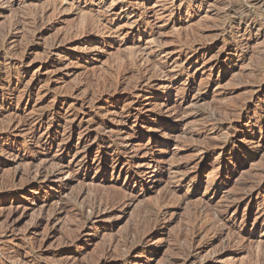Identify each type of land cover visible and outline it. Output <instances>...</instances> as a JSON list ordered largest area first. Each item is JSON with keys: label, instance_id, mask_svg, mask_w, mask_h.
<instances>
[{"label": "rangeland", "instance_id": "374dc122", "mask_svg": "<svg viewBox=\"0 0 264 264\" xmlns=\"http://www.w3.org/2000/svg\"><path fill=\"white\" fill-rule=\"evenodd\" d=\"M256 1L0 0V264H95L105 248L103 264H184L191 245L187 264H264V126L243 120L264 109ZM253 23L257 38L242 48ZM232 124L246 136L242 157L229 152L239 144L221 154ZM118 158L140 167L130 187L145 195L124 215L85 221L94 197L126 205ZM156 162L165 169L153 176ZM163 205L170 212L156 233L148 214ZM224 211L232 232L218 238L223 227L210 218ZM193 225L205 230L195 235Z\"/></svg>", "mask_w": 264, "mask_h": 264}, {"label": "bare ground", "instance_id": "6f19581e", "mask_svg": "<svg viewBox=\"0 0 264 264\" xmlns=\"http://www.w3.org/2000/svg\"><path fill=\"white\" fill-rule=\"evenodd\" d=\"M254 2V1H253ZM256 2H259V4H264V0H257ZM253 7V6H252ZM42 18V17H41ZM250 18V17H249ZM37 20V19H36ZM246 20V19H245ZM38 21V20H37ZM36 21V22H37ZM253 21V20H252ZM254 21H256V20H254ZM243 22V21H242ZM247 22V21H246ZM251 23V22H250ZM249 23V24H250ZM248 24V23H247ZM246 24V25H247ZM257 24V23H256ZM256 24L255 23H253V24H251V26H249L246 30H245V33H244V35H245V37L246 36H248V40H245V42L243 43V41H242V43L243 44H241L240 43V45L242 46V48H247V47H249L250 46V44L252 43V42H254V40L257 38V36L254 34V31H257V32H259V30H257L256 29ZM260 24H261V21H260ZM263 24V23H262ZM239 27H240V25H239ZM243 32V31H242ZM262 33V32H261ZM5 35V34H4ZM259 35V34H258ZM9 37V36H8ZM260 37V36H259ZM8 39V38H7ZM3 40H6V39H3ZM3 43H4V41H3ZM238 45V44H237ZM247 46V47H246ZM4 50V49H3ZM245 50H247V49H245ZM243 51H244V49H243ZM245 57V56H244ZM237 59H239L238 57H236ZM172 60V59H171ZM173 61V60H172ZM170 62H168V64H169ZM177 63V62H176ZM217 63L218 62H216L215 64H214V66H217ZM179 64V63H178ZM167 65V64H166ZM212 65V64H211ZM160 66V65H159ZM170 66V65H169ZM160 67H158V69H159ZM165 68H167V67H165ZM153 69H155V68H153ZM152 69V70H153ZM169 69V68H168ZM172 69H174V68H172ZM149 70V69H148ZM151 70V69H150ZM156 70V69H155ZM166 70V69H165ZM171 70V69H170ZM176 70H178V69H176ZM176 70H175V72H176ZM183 70V69H182ZM142 71V70H141ZM161 71V70H160ZM186 71H187V69H186ZM155 72V71H154ZM173 72H174V70H173ZM179 72V71H178ZM188 72V71H187ZM211 72V71H210ZM158 73H159V70H158ZM165 73V72H164ZM164 73H162L161 72V74H164ZM169 76V75H168ZM189 76V75H188ZM167 77V76H166ZM148 78V77H147ZM211 78V77H210ZM145 79V78H144ZM142 81H143V79H141ZM144 81H146V80H144ZM171 84V83H170ZM209 85V84H208ZM166 87V86H165ZM261 87V86H260ZM164 88V87H163ZM169 88H171V87H169L168 86V89ZM165 89V88H164ZM163 89V90H164ZM166 89H167V87H166ZM170 91V90H169ZM252 99V98H251ZM244 104H245V102H244ZM246 105V104H245ZM235 107V106H234ZM233 109V108H232ZM241 109V108H240ZM176 110V109H175ZM238 110V109H237ZM242 110V109H241ZM247 110H249V106L248 105H246V106H243V110L242 111H247ZM180 111L181 110H179V111H177V112H175L174 114H175V118H174V120L176 119L177 121L179 120V121H181V114H180ZM231 111V110H230ZM182 112V111H181ZM232 112V111H231ZM183 113V112H182ZM198 113V112H197ZM233 113H234V111H233ZM242 113V112H241ZM173 114V115H174ZM200 114V113H199ZM203 114V113H202ZM263 114H264V109H262V110H256L255 112H254V115L253 116H255V118L257 119L256 121H252V119L251 118H249V117H246L245 119H243L247 124H248V126H250V128H262L263 126H264V119H261V117L263 116ZM197 116V115H196ZM235 116V115H234ZM245 116H247V115H245ZM249 116V115H248ZM183 117V116H182ZM213 117H214V115H213ZM173 119V118H172ZM171 119V120H172ZM215 119V118H214ZM241 119V118H240ZM182 120H183V118H182ZM40 121V120H39ZM249 121V122H248ZM213 123H214V121H213ZM215 124V123H214ZM226 124V123H225ZM170 127L171 128H173V127H175V124L173 123V124H171L170 125ZM161 128V127H160ZM159 128V129H160ZM227 128V127H226ZM230 128V129H229ZM229 131L228 132H225V134H227V136H225L224 134V136H225V141H224V147H226V149L225 150H223V151H221V154H224V152H227V148H228V146H231L232 144L233 145H237V144H239L240 145V151L238 152V153H236L235 152V150L233 149L232 151L230 150L229 152H230V155H231V157L232 158H235V157H239L238 155H236V154H239L241 157L242 156H244L245 155V146L247 145V140H246V136H245V134H243V135H238V134H236V125H230L229 126ZM205 129V128H204ZM218 129V131H222L223 130V127H219V128H217ZM208 130V129H207ZM215 131V130H214ZM217 131V132H218ZM210 132V131H209ZM223 133V132H222ZM201 134V133H200ZM203 134H205V133H203ZM89 135V134H88ZM212 135H213V133H212ZM109 136V135H108ZM218 136V135H217ZM98 137V136H97ZM89 138L90 137H88L87 138V141L89 140ZM95 139H96V137H95ZM99 140V139H98ZM95 141V140H94ZM113 141V140H112ZM261 141H263V140H258L257 141V145L258 146H260V148H262V142ZM85 142V141H84ZM94 143V142H93ZM222 143V142H221ZM86 144V143H85ZM211 144V143H210ZM210 144H209V146H210ZM215 144V143H214ZM246 144V145H245ZM219 145V144H218ZM212 146H214V145H212ZM223 146V145H222ZM215 147H216V145H215ZM214 147V148H215ZM218 147V146H217ZM252 148V147H251ZM118 150V149H117ZM116 150V151H117ZM119 151V150H118ZM126 154V153H125ZM133 156V155H132ZM223 156V155H222ZM84 157H86V158H84L83 159V161L84 160H86L87 161V157H88V155L86 154ZM219 158V157H218ZM101 160V159H100ZM129 159H123V158H118L117 160H115V162H114V167H113V172H114V174H116L117 175V177L120 179L121 178V176H123V175H125V182H127L128 184V187H127V189H123L121 192H120V194H122V195H124V196H129V199L127 200V202L126 201H124L125 202V204L126 205H124V204H122L123 203V201H119L117 198H108L109 200H104V198L102 197V199L101 198H98V196L97 197H94L93 198V201L92 202H89L90 203V206H89V214L88 215H86L87 216V220H85V221H88V222H90V221H92V220H101V219H103V218H105L106 216H111V215H117V214H120V215H124L125 213H126V211L127 210H129V208H131L138 200H140L144 195H145V192L147 191V188H145V187H143V186H140V185H137V186H133V187H130L131 185H132V182L134 181V180H136V177L137 176H141L142 177V175H141V172H140V170H139V168H138V170H134L131 166H130V161H128ZM61 167H62V165H60ZM60 166H58V167H60ZM141 166V165H140ZM147 166H149L150 168H152V169H154V171H153V176L155 175V174H157L160 170H163V169H165V167H162L161 166V163L160 162H156V163H154V164H148ZM42 168V167H41ZM39 169V168H38ZM92 169V165H90V163H89V166H85V171H90ZM170 169V168H169ZM43 170V169H42ZM42 170H38L36 173L39 175H36V176H38V177H42L43 175H44V172H42ZM47 170V169H46ZM64 169H60V170H58L56 173L57 174H63L64 172ZM46 172V171H45ZM144 172V171H143ZM56 173H54V176H55V174ZM175 173V172H174ZM46 175V174H45ZM44 175V176H45ZM43 176V177H44ZM200 177V176H199ZM35 179V178H34ZM49 179V178H48ZM47 179V180H48ZM184 179V178H183ZM50 180V179H49ZM79 180V179H78ZM197 180V179H196ZM230 180V179H229ZM39 181H40V179H39ZM186 181V180H185ZM185 181H183L182 180V182H180L179 183V186L180 185H182V183H184ZM76 182V181H75ZM137 182V181H136ZM135 184V183H134ZM209 184V183H208ZM245 184V183H244ZM246 185V184H245ZM244 185V186H245ZM46 186H50V184H48V185H46ZM225 186V184L224 183H221V182H212V183H210V188H213L215 191H220L221 190V188L222 187H224ZM259 186V185H258ZM243 187V186H242ZM260 187V186H259ZM138 188V189H137ZM168 188V187H167ZM166 188V189H167ZM199 188H201V187H199ZM118 190V189H117ZM167 190H169V192L166 194V196L164 197V200H165V198H169V195L171 194V189L169 188V189H167ZM128 191H130V194H128ZM144 192V193H143ZM165 192V191H164ZM167 192V191H166ZM197 192V191H196ZM199 192V191H198ZM83 194L84 193H82L79 197L81 198V197H84L83 196ZM164 194V193H163ZM165 195V194H164ZM86 196H88V195H86ZM92 196V195H91ZM90 196V197H91ZM94 196V195H93ZM92 196V197H93ZM114 196V195H113ZM112 196V197H113ZM118 196V195H117ZM79 197H76L75 199H73V200H78V198ZM108 197H110V196H108ZM234 197V196H233ZM89 198V197H88ZM120 198V197H119ZM238 198V197H237ZM246 199V198H245ZM124 200V199H123ZM170 200V199H169ZM243 200H244V198H243ZM88 201H89V199H88ZM184 201H186V200H184ZM234 201H237V199L235 198L234 199ZM248 202H250L251 201V197L247 200ZM73 202V201H72ZM163 202V201H162ZM167 202V201H166ZM182 202V201H181ZM202 203H200V205H199V207H198V209H197V218L199 219L201 216H202V214H203V216H204V213H205V211H206V209H207V206H208V202H206V201H204L203 202V200L201 201ZM241 201H239V203H240ZM246 202V201H245ZM73 203H75V201L73 202ZM159 203V202H158ZM236 203H238V202H236ZM79 204V203H78ZM86 204H88V203H86ZM77 205V204H76ZM89 205V204H88ZM87 205V206H88ZM158 205V204H157ZM162 205V204H161ZM167 205V204H166ZM246 205H248V204H246ZM164 206V205H163ZM134 207V206H133ZM167 207V206H166ZM165 206L162 208V209H160V210H158L157 212H155V211H153L151 214L149 213L148 214V218L150 219V221L152 220V222H150L149 221V219H148V221H149V223H154V227L153 228H155V232L156 233H158L159 231H160V229L161 228H163L165 225H166V217H167V215L169 214V210L166 208ZM246 207V206H245ZM85 208V210H86V207H84ZM83 208V209H84ZM88 208V207H87ZM82 209V210H83ZM63 210V209H62ZM65 210V209H64ZM209 210V209H208ZM246 210H247V208H246ZM84 211V210H83ZM63 212V211H62ZM81 212V211H80ZM149 212H151V211H149ZM155 212V213H154ZM244 212V211H243ZM82 214H86V213H83L82 212ZM213 214V213H212ZM228 212L227 211H224V213L220 216V215H218V216H214V217H212V218H210V219H213V224H211V222H210V226H213L214 227V225H216V224H219V225H217V226H220V225H222V226H220V227H223L222 228V232H221V230L219 231L220 233H219V235H218V238L220 237L221 238V236H223L224 235V230H225V232H232V230L229 228V225L227 224V222H226V217L228 216ZM245 215V214H244ZM13 216V215H12ZM212 216V215H211ZM261 216H263V219H264V210L262 211V213H261ZM82 217H83V215H82ZM196 217H195V219H196ZM13 219V218H12ZM84 219V218H83ZM83 219L81 220V222H83ZM194 219V218H193ZM197 220V219H196ZM143 221V220H142ZM148 221H146V223H148ZM194 221V220H193ZM192 221V222H193ZM208 221H209V219H208ZM212 221V220H211ZM80 222V221H79ZM88 222L86 223L85 222V224H84V226L82 227L80 224V227L81 228H84L83 229V231H82V235L87 231V224H88ZM84 223V222H83ZM91 223V222H90ZM168 223V222H167ZM206 223V222H205ZM216 223V224H215ZM197 224V223H196ZM39 225H40V223L38 222L37 224H36V227H39ZM141 225V224H140ZM149 225V224H148ZM151 225V224H150ZM203 225V224H202ZM202 225H200V227H197V225L196 226H194V233H195V235H197V234H201L205 229L204 228H202L201 226ZM153 226V225H152ZM168 226V225H167ZM191 226V225H190ZM204 226H206V225H204ZM209 226V227H210ZM256 226H258V225H256ZM165 228V227H164ZM207 228V227H206ZM215 228V227H214ZM187 229H189V227L187 228ZM209 229V228H208ZM153 230V229H152ZM190 230V229H189ZM230 230V231H229ZM237 230V229H236ZM187 231V230H186ZM210 231V230H209ZM211 231H212V229H211ZM214 231V230H213ZM216 231H218V230H216ZM139 232V231H138ZM207 232V231H206ZM152 233V232H151ZM186 233V232H185ZM189 233H191V231L189 232ZM217 233V232H216ZM236 233V232H235ZM78 234V233H77ZM154 234V233H153ZM160 234V233H159ZM184 234V233H183ZM212 234H214V233H212ZM230 234V233H229ZM233 234H234V232H233ZM155 235V234H154ZM158 235V234H157ZM187 235H188V232H187ZM191 235V234H190ZM203 235V234H202ZM231 235V234H230ZM241 235V234H240ZM137 236H139V235H137ZM144 236V235H143ZM79 237H81V236H79ZM134 237V236H133ZM140 237V236H139ZM145 238H143L140 242L142 243V244H148V240L152 237V235L150 234H148L147 236H144ZM190 237H192V236H190ZM195 237V236H194ZM214 237V236H213ZM241 237V236H240ZM78 238V237H77ZM135 238V237H134ZM141 238V237H140ZM187 239H189V238H187ZM191 239V238H190ZM224 239V238H223ZM235 239V238H234ZM135 240H136V238H135ZM134 240V241H135ZM127 241V240H126ZM130 241V240H129ZM128 241V242H129ZM132 241H133V239H132ZM137 241H139V240H137ZM188 241V240H187ZM192 241V240H191ZM125 242V241H124ZM127 242V243H128ZM131 242V241H130ZM123 244V243H122ZM124 244H126V243H124ZM131 244V243H130ZM130 244H128V245H130ZM188 245H189V243H187ZM186 244V245H187ZM192 243H190V245H191ZM260 245V244H259ZM258 245V247H260ZM139 246H141V245H139ZM107 247V246H106ZM112 247V246H111ZM125 247H126V245H125ZM189 248H190V250L188 251V252H190V254H187V255H189L188 257H187V260L184 262V264H187L188 262H190V261H192V259H194L195 258V256H194V250L193 251H191L192 249H191V247H193L192 245H191V247L190 246H188ZM105 248V247H104ZM260 248H262V247H260ZM259 248V249H260ZM106 250H103L104 252L102 253V261L100 260V261H96L95 262V260H98V259H95L94 260V262H95V264H103V261H105L106 259H108V257L110 256L109 255V250H108V248H105ZM122 249H124V248H122ZM126 249V248H125ZM124 249V250H125ZM258 249V248H257ZM128 250V249H127ZM132 250V249H131ZM137 251L138 250H132L131 251V253H130V257H135V255L137 254ZM186 251V250H185ZM111 252V251H110ZM125 252V251H124ZM259 252V251H258ZM128 253H129V251H128ZM185 253H187V252H185ZM112 254V253H111ZM127 254V253H126ZM100 255V254H99ZM101 256V255H100ZM126 256H128V255H126ZM115 257V256H114ZM97 258H99V257H97ZM126 258V257H125ZM100 259V258H99ZM116 259V258H115ZM114 259V260H115ZM217 259V258H216ZM110 260V259H109ZM19 261H20V259H19ZM117 261V260H116ZM120 261V260H119ZM178 261V260H177ZM24 262V261H23ZM93 262V263H94ZM124 262H126V261H124L123 259H122V261L120 262V264L121 263H124ZM179 262V261H178ZM18 263V262H17ZM20 263H21V261H20ZM19 264V263H18ZM24 264V263H23ZM176 264V263H175Z\"/></svg>", "mask_w": 264, "mask_h": 264}]
</instances>
